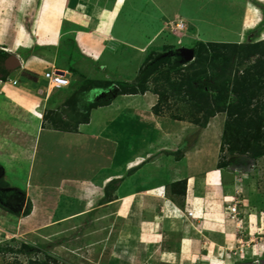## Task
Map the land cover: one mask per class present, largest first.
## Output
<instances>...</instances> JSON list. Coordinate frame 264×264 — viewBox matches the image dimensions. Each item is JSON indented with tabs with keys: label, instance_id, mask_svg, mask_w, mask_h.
I'll return each instance as SVG.
<instances>
[{
	"label": "crops",
	"instance_id": "0c3cea01",
	"mask_svg": "<svg viewBox=\"0 0 264 264\" xmlns=\"http://www.w3.org/2000/svg\"><path fill=\"white\" fill-rule=\"evenodd\" d=\"M2 4H8L4 6L9 19L28 13L34 21L29 27L21 22L26 31L16 28L14 32L9 29L14 22L8 23L10 31L2 42V51L7 53L2 63L5 72L18 63L19 67L8 73L7 80H0V180L8 182L10 165L43 167V147L48 143L54 152L48 149L47 156L62 158L66 168L53 170L56 181L26 182L24 192L28 195V190L34 189L44 196L77 192L82 199L72 218L94 213L101 217L114 208L118 215L135 210L136 225L120 232L115 242L119 249L131 252L129 264H141L136 261L138 243L145 247L147 264L196 260L219 264L216 260L225 256L233 259L227 264H243L249 256L264 264V192L253 185L243 190L247 202H237L241 223L235 225L228 207L236 202V194L240 195L234 182L237 170L220 172L214 164L203 168L197 152L181 157V139L172 138L147 120L155 95L117 96L107 105L92 108L87 121L79 118L71 124L65 122L67 106L59 110L62 95L74 91L72 87L78 90L90 82H130L148 52L162 45L166 23L181 19V0H2ZM169 36L174 38L173 45L183 49L181 38ZM51 70L64 72L70 86L48 91L44 74ZM69 110L77 116L85 111L80 106ZM125 110L130 113L129 120ZM48 111L60 113L61 124L68 129L55 128L54 122L45 118ZM122 131L129 136L122 139ZM104 138L113 147L110 160L101 146ZM25 147L30 148L27 155ZM105 162L115 164L107 167L102 165ZM19 169L25 171L21 177L26 180L33 177L35 168L27 170L21 165ZM126 172H131L129 177ZM181 181H186L184 197L181 188L178 192L172 188ZM111 182H119L117 197L107 200L106 187ZM16 189L1 191L19 193ZM0 209L19 212L1 200ZM188 211L194 216L188 217ZM254 241L257 243L252 246Z\"/></svg>",
	"mask_w": 264,
	"mask_h": 264
},
{
	"label": "rangeland",
	"instance_id": "374dc122",
	"mask_svg": "<svg viewBox=\"0 0 264 264\" xmlns=\"http://www.w3.org/2000/svg\"><path fill=\"white\" fill-rule=\"evenodd\" d=\"M181 4V13L186 16L181 14V19L175 17L171 23H166L167 34H163L162 45L159 43L155 45V52H148L130 82L101 81L93 87L88 83L79 86L78 90L72 87L74 91L62 95L64 102L59 110L67 106L64 111L69 116L65 122L71 124V121L85 120L87 116L85 111L80 116L73 115L69 107L80 106L89 113L91 107L107 105L117 96L152 93L156 101L149 109L152 114H149L148 122L152 121L154 127H161L172 138L181 139V157L183 154L191 155L190 151L197 152L203 168L214 164L220 172L233 173L237 170L234 182L240 195L236 194V201L243 204V200L247 202V197L242 195L246 188L253 185L260 193L264 192V154L254 156L256 150L243 152L241 147L232 150L225 134L241 128L239 126L243 123L239 121L255 115V110L264 114V0H181ZM4 5L0 0V73L5 72L1 57L4 53L2 42L9 29L25 30L22 23L29 27L34 21L28 13L20 19H9L6 14L9 10L5 7L8 4ZM12 22L14 26L8 29V23ZM178 24L185 27L177 30ZM172 34L181 38V48L194 51L191 60H186L179 46L173 45L174 38L169 36ZM214 84L221 86L228 97L224 107L219 106L217 93L212 88ZM49 90L54 92L50 86ZM94 91V97L86 96V93ZM52 112L53 115H50ZM52 112L47 113L45 118H50L49 122H54V127L59 130L68 129L61 124V114ZM124 113L129 120L128 110ZM128 134L122 131V139ZM110 143L104 138L101 145L105 149L106 160L111 159L113 152ZM261 144L264 146V137ZM43 148L46 152L45 163H41L43 167L39 168V164L34 163L21 164L27 170L35 168L33 177L27 180L21 177L25 174L19 169L21 165L18 168L12 164L9 166V183L0 180V200L13 211H19L11 214L0 209V264H129L131 252L119 249L115 242L120 232L136 225L138 213L135 210L118 215L119 211H114V208L113 211H104L105 215L101 213V217L99 213H94L89 217L72 218L82 199L77 192L73 195L55 193L45 196L34 189L28 190V195L24 192L26 182H52L56 179L53 170L62 166L66 168L67 163L62 158L47 156L48 149L54 152L50 144ZM29 151L30 148L25 147V155ZM176 153L179 154V150ZM93 160L97 165L98 158ZM114 164L105 162L102 165L108 167ZM130 173L126 172V176L129 177ZM119 182H111L106 187L105 199L117 197ZM9 187H18L16 190L19 193L1 191ZM234 223L239 225L240 219ZM257 241L251 245H256ZM137 254L139 258L136 261L147 264L143 243H138ZM249 258L243 260V264H257L254 257ZM229 260L233 259L225 256L224 260H216V263L227 264ZM196 262L205 264L203 260L188 264Z\"/></svg>",
	"mask_w": 264,
	"mask_h": 264
},
{
	"label": "trees",
	"instance_id": "16d2710c",
	"mask_svg": "<svg viewBox=\"0 0 264 264\" xmlns=\"http://www.w3.org/2000/svg\"><path fill=\"white\" fill-rule=\"evenodd\" d=\"M2 59L4 61V59H6L7 57V53H2ZM200 81H202V79L200 78ZM91 87L94 86V82H90L89 83ZM213 90L217 93V99L219 101V106H225V104H227V100L228 97L227 95L224 94V90L221 88V86H218V84H214L212 85ZM77 101H78V97H77ZM248 102V100H247ZM246 102V103H247ZM222 103V104H221ZM244 103V101H243ZM249 104V103H247ZM245 105V104H244ZM97 106H99L97 104ZM94 107V106H93ZM75 108V106H74ZM92 109V107H91ZM86 114V118L85 120L88 119V110H85ZM243 113V112H242ZM255 115L252 114V116L249 119H245V121H243V119L241 121H239V123H243V125H240L239 127L241 128H235L234 130H229L226 132L225 134V138L228 139L229 144L231 146L232 150H238L241 147V150L243 152H250V150H256V153L254 156H261L264 154V146L261 144L262 143V138L264 137V133H263V126H264V114H261L258 110H255ZM246 112H244V115L246 116ZM243 116V114H241ZM82 116H84V114H82ZM238 122V121H237ZM64 126L65 123H64ZM68 126V125H67ZM247 130L245 132V129ZM252 132H249L251 131ZM254 131V134H253ZM260 152H257L259 151ZM263 150V151H262ZM173 191L174 192H178L181 188V192H179L181 194V196H185L186 195V181H181V182H177L175 184H173L172 186Z\"/></svg>",
	"mask_w": 264,
	"mask_h": 264
},
{
	"label": "built area",
	"instance_id": "2783aa9c",
	"mask_svg": "<svg viewBox=\"0 0 264 264\" xmlns=\"http://www.w3.org/2000/svg\"><path fill=\"white\" fill-rule=\"evenodd\" d=\"M184 24H178L177 25V30H181V28H184ZM45 79L47 80L49 86L52 89H60V88H67L71 84V80L69 77H67L65 74L58 73L56 71H47L44 74ZM17 81H14V84H16ZM238 192V191H237ZM237 201L234 203V205L228 207V212L230 219L234 222L239 221L238 217V209H237ZM188 217H193L194 213L192 211H188Z\"/></svg>",
	"mask_w": 264,
	"mask_h": 264
},
{
	"label": "water",
	"instance_id": "95a60500",
	"mask_svg": "<svg viewBox=\"0 0 264 264\" xmlns=\"http://www.w3.org/2000/svg\"><path fill=\"white\" fill-rule=\"evenodd\" d=\"M180 51H181L182 55H184L186 57V60H191L193 58V56H194V51L193 50L181 49ZM10 58H12V57H10ZM17 67H19V63L14 68H11V69L7 68V71L9 70L8 72L0 73V80L5 78L6 76H8V73L13 71V70H15ZM58 73L63 74L64 72L59 71Z\"/></svg>",
	"mask_w": 264,
	"mask_h": 264
},
{
	"label": "clouds",
	"instance_id": "9594fccd",
	"mask_svg": "<svg viewBox=\"0 0 264 264\" xmlns=\"http://www.w3.org/2000/svg\"><path fill=\"white\" fill-rule=\"evenodd\" d=\"M6 72H7V70H6ZM5 73V72H4ZM9 78V74H8V76H6L5 78H3V79H8Z\"/></svg>",
	"mask_w": 264,
	"mask_h": 264
},
{
	"label": "flooded vegetation",
	"instance_id": "af4514ba",
	"mask_svg": "<svg viewBox=\"0 0 264 264\" xmlns=\"http://www.w3.org/2000/svg\"><path fill=\"white\" fill-rule=\"evenodd\" d=\"M5 69H6V66H5V68H4V71H5ZM4 73V72H3Z\"/></svg>",
	"mask_w": 264,
	"mask_h": 264
},
{
	"label": "bare ground",
	"instance_id": "6f19581e",
	"mask_svg": "<svg viewBox=\"0 0 264 264\" xmlns=\"http://www.w3.org/2000/svg\"><path fill=\"white\" fill-rule=\"evenodd\" d=\"M14 61V60H13ZM17 63V62H16ZM9 65V64H8Z\"/></svg>",
	"mask_w": 264,
	"mask_h": 264
}]
</instances>
